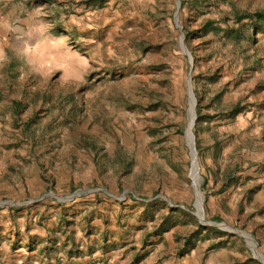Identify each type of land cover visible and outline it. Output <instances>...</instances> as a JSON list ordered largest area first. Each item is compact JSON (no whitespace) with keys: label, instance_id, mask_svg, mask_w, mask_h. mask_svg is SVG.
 Here are the masks:
<instances>
[{"label":"rangeland","instance_id":"1","mask_svg":"<svg viewBox=\"0 0 264 264\" xmlns=\"http://www.w3.org/2000/svg\"><path fill=\"white\" fill-rule=\"evenodd\" d=\"M176 3L0 0V264H263L264 0Z\"/></svg>","mask_w":264,"mask_h":264},{"label":"water","instance_id":"2","mask_svg":"<svg viewBox=\"0 0 264 264\" xmlns=\"http://www.w3.org/2000/svg\"><path fill=\"white\" fill-rule=\"evenodd\" d=\"M180 8V3L179 0H177L176 3V13L174 16V21H175V25L180 28L177 24L178 21V10ZM178 43L180 46V49L182 51L183 54H185L188 58H189V64H190V71L192 70V58L187 50V48L184 45V36L183 34H181L178 38ZM187 94H188V100H189V105H188V123L186 126V130H185V141H186V146L189 149V153H190V170H189V178L192 175V171L195 174V183L194 185L192 184V188H193V193H194V204L193 207L195 209V213H193V215L199 220V222L204 225V226H211V227H217V228H222V229H226L232 233H236L238 234L240 237H242L249 245L252 255L258 259L261 263L264 264V257L259 254L256 251V242L250 237V235L246 234L245 232L236 230L230 226H226L224 224H218V223H213V222H208L205 220L204 218V213H203V195L200 191V184L202 182V178L199 176V167H198V162H197V153L195 150V143H194V136L192 133V128L194 127L195 121H196V113H195V107H196V99L195 96L193 94L192 91V87H191V76L190 73L187 77ZM192 160L194 162L195 165H193ZM191 179V178H190ZM99 190H92V189H87V190H83V191H77L73 194H71L70 196H68L65 199L62 200H71L73 199L75 196H79L81 194H86V193H90V192H96ZM126 192L123 193V195ZM4 204H11V203H0V206H3Z\"/></svg>","mask_w":264,"mask_h":264},{"label":"trees","instance_id":"3","mask_svg":"<svg viewBox=\"0 0 264 264\" xmlns=\"http://www.w3.org/2000/svg\"><path fill=\"white\" fill-rule=\"evenodd\" d=\"M247 18H251V19H254L255 20V22L256 23H264V16L262 15V14H260V13H254V14H243V15H235L234 16V22L235 23H240L243 19H247ZM211 27V24L210 23H207V24H205L204 26H203V28H210ZM225 34L227 35V37L229 36V37H233V39H241V37H240V34H239V31H237V30H235V29H233V28H227L226 30H225ZM238 107L239 106H235L234 108H233V110L231 111V113L232 114H235V113H237V111H238ZM158 200V199H157ZM156 200V201H157ZM155 200L154 201H152V202H149V203H145L144 204V207H145V209H144V212H147L148 210H150V208L151 207H154L155 205H156V203H154V202H156ZM160 201V200H159ZM181 212V214L184 216V217H189V215L186 213V212H184V211H180ZM153 217V215L151 214L150 215V218H152ZM167 223H168V218H165L163 221H162V224L160 225V229H159V231L162 233V232H165V231H168L169 230V228L171 227V225H168V226H166L167 225ZM209 230V228H204V227H201L200 226V230H202V231H206V230ZM196 234H199V232H196ZM192 239V236H190V237H188L186 240H185V242H184V244H183V247L181 248V250L179 251V255H184V254H186V253H188L189 251H190V249H192L193 247H194V245H195V243L191 240Z\"/></svg>","mask_w":264,"mask_h":264},{"label":"bare ground","instance_id":"4","mask_svg":"<svg viewBox=\"0 0 264 264\" xmlns=\"http://www.w3.org/2000/svg\"><path fill=\"white\" fill-rule=\"evenodd\" d=\"M192 163H193V165H195L194 162H193V160H192ZM191 173H192V175H191L190 178L192 179V184L194 185V183H195V174H194L193 171Z\"/></svg>","mask_w":264,"mask_h":264}]
</instances>
